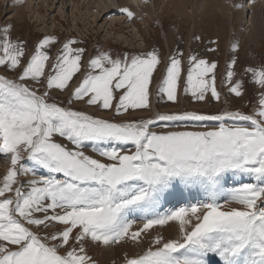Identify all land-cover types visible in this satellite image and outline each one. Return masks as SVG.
Returning <instances> with one entry per match:
<instances>
[{
	"label": "snow or ice",
	"instance_id": "1",
	"mask_svg": "<svg viewBox=\"0 0 264 264\" xmlns=\"http://www.w3.org/2000/svg\"><path fill=\"white\" fill-rule=\"evenodd\" d=\"M58 43L45 36L29 50L12 25L0 26V264H98L90 250L99 248L123 253L113 264H264V62L238 72L234 43L220 79L241 99L246 84L258 88L250 113L128 119L152 113L162 64L160 100L179 104L183 84L195 102H220L219 62L190 53L185 76L180 49L167 63L156 49L100 50L85 61L81 42L66 39L53 55ZM55 94H67V105ZM230 185L238 186L219 203ZM201 192L206 202L158 211ZM132 213L145 217L135 231Z\"/></svg>",
	"mask_w": 264,
	"mask_h": 264
},
{
	"label": "rangeland",
	"instance_id": "2",
	"mask_svg": "<svg viewBox=\"0 0 264 264\" xmlns=\"http://www.w3.org/2000/svg\"><path fill=\"white\" fill-rule=\"evenodd\" d=\"M104 1L105 0H103L99 4L102 6L110 5L115 0H106L105 2ZM140 1L141 0H135V2L138 4ZM187 1V12L190 15V19L191 16L192 18L194 16H198L197 14L200 13L202 7H200L201 9L199 8V10H197L195 9V0ZM226 1V5L230 6L229 10H226V13L230 14L235 26L227 31V36L225 35L224 40L222 42H219L217 39L219 47L218 51L215 53H209L207 51V48L217 47V44H210V41L216 40V36L212 33H217L218 31H220L219 26L216 27V31L212 29L211 32H209L210 29L208 27H204L202 29L203 31L201 30L199 34L200 36H202L201 38L199 37L200 42H197L196 40H194L193 36H189V32H191L193 29L192 19H189L188 21H184L182 19L177 20L176 18H173V16L171 17L170 15H163L157 18L156 14L158 12H155L151 16H149V19L151 21L149 22V26L143 25L141 23V19L136 20L135 27H139V32L136 34L137 37H132L129 34H124L121 36L123 40H118L116 38H113L117 33L113 35V32H110V36H107L106 32L109 33V31H107V26L105 27V23L107 21L106 18H103L99 21V18L93 16L95 15V10L91 11V9H93L91 6L88 7L89 10L86 11V7L84 8L82 5H79L77 0H0V26L8 24L12 25V36L14 38H18L19 40L27 41V47L29 50H32L34 48V45L38 43L41 38L45 36H56L60 43H58L56 47L51 50V53L53 55H55L57 51L62 47V44L66 41V39H75L81 42L79 46L84 47L86 49V55L84 57L85 61L89 58V56L95 55L100 50L109 51L110 53H113L115 55L118 53L122 54L125 52L130 54H138L141 52L156 49L161 53L162 59L165 61V63H167V58L169 54L174 53L177 49H180L184 53L185 57L183 61L185 68V76L188 56H186V53L187 50L189 51L188 47H190V51L188 52V54H199L208 59L217 60L219 62V68L217 70V86L218 90L221 91V101H211L207 104L202 102H195L191 99L190 96L184 95L183 84H181V87L179 89V104L167 102L166 99L160 100L156 94L157 87L154 90V83H159L161 75L164 72V65L162 64L159 66L160 71L156 76V80L151 85L152 93L154 91L155 102L158 111L162 113H170L180 110H189L215 114L223 110L234 111L238 109L245 113H250L252 111V108L256 105V96L259 91L258 88H256L250 83L246 84V95L243 99H241L235 96H230L227 93L226 88H224V86L220 83V79L222 78L226 70V62L230 55V46L234 43L238 44L239 46L238 59L240 67L237 69L238 72L242 67H246L249 65L255 66L260 64L261 62H264V34L261 35V28L263 30L264 27V0ZM257 1L262 2V7L260 6L261 10L259 15L258 9L260 7L256 8L255 5ZM143 2L144 5H146V1ZM16 3H19L20 9L22 8L21 6H23L22 9L24 10V13L21 20H16L17 17H15V14L19 8L17 9V11H15L13 10V8L15 7H13L12 5ZM27 3H30V9H27ZM236 5H242V7H235ZM38 9H41L42 13L39 16H35L34 12ZM73 10L74 13L72 12ZM228 11L231 12L229 13ZM192 12L195 13L193 14ZM75 13L76 22H80L82 24L77 27H74L73 22L71 21L73 17H75ZM124 16L126 18V15ZM144 19H148L146 12L144 13ZM220 19L221 18H219V23ZM183 23L187 25H184ZM128 24H130V22ZM163 31L165 34L170 36L172 41H175H173L174 43L172 42L173 48L169 54L168 48L165 43ZM204 33L205 37L203 36ZM188 37L192 38L193 41H196L197 44L195 46V49L194 47H192V44L190 43L191 39H188ZM197 46L198 48L196 49ZM55 98L59 101H62L64 105H67V94H55ZM225 100H227L228 103H225ZM73 107L79 110L87 111L93 115L101 116L106 119H111L113 116V113L106 112L104 110L97 111L95 108H89L81 103L74 102ZM140 115L148 116L151 114L137 112L129 116L128 119H136ZM5 171L6 161L3 159V157H0V173H4ZM237 186L238 185L227 186L222 198L218 200V202L223 204L229 198L231 188ZM201 201H207L206 196L202 192L198 195L194 194L192 198H188L186 195L185 198L182 199L179 203L173 201V203L171 204H164L163 207L160 208L158 211L163 213L165 211L164 207H166V205L167 207L169 206V210L167 211H171L175 210L176 208L185 206L187 207L190 204H196ZM134 218H136L135 223H140L132 224L135 227L134 230H136L138 227L142 226L141 222L143 223L145 217L140 216L139 218V216L136 215L134 216ZM157 229H159V227ZM157 229L155 230V232L157 231Z\"/></svg>",
	"mask_w": 264,
	"mask_h": 264
},
{
	"label": "bare ground",
	"instance_id": "3",
	"mask_svg": "<svg viewBox=\"0 0 264 264\" xmlns=\"http://www.w3.org/2000/svg\"><path fill=\"white\" fill-rule=\"evenodd\" d=\"M102 1L103 0H77L79 5H82L84 8L86 7L85 8L86 11L89 10L88 7L91 6L93 8V9H91V11L95 10V12H94L95 15H93V16H96L97 18H99V21L102 20L103 18H106L107 21L105 23V27L107 26V31H109V33L106 32L107 36H110V32H113V35H115L117 33L119 35L116 34L113 38H116L118 40H123V38L121 36L124 35V34L125 35L129 34L132 37H137L136 34L139 32V30H138L139 27L138 26L135 27L136 20L141 19L142 20L141 23L143 25H148L149 26V22H151L150 19H149V16H151L155 12H158L156 14L157 18H159V17H161L163 15L164 16L165 15H170L171 17L173 16V18H176L177 20L178 19H180V20L182 19L184 21L185 20L188 21L190 19V15L187 12V4H188L187 0H141L139 2V4L136 3L135 0L134 1H132V0H115L110 5H103V6L99 4ZM143 1H146V5H144ZM195 1H196V4H195L196 8L195 7L194 8L199 10V8L202 7V10H200V13L197 14L198 16H196V17L194 16L193 18L191 16L192 23H193V26H192L193 29L191 28L192 31L189 32V36H193L194 40H196L197 42H200L199 39H197V37H200V38L202 37L199 34H200V31L204 27L205 28L208 27L210 29L209 32H211L212 29L216 31V27L219 26L220 27V31H218L217 33L214 31L215 33H212V34L216 36V40L215 41H217V39H218L219 42L220 41L222 42L224 40V37H225L227 31L229 29H232L235 26L234 22L232 21V18L230 16V14L226 13L227 12L226 10H229V8H230L229 5H226L227 1L226 0H195ZM134 2H135V4H134ZM255 5H256V8L260 7V6L262 7V2L261 1H257ZM12 6L15 7V8H13V10H15V11H17V9L19 8L18 11L15 14V17H17L16 20H21L22 17H23V13H24V10L22 9L23 6H21L22 7L21 9H20L19 3L13 4ZM30 6H31L30 3H27V9H30ZM124 7H127L130 11H132L134 13V16H133V18L131 20H129L127 18V16L125 18L124 14H122L120 12V8H124ZM261 7L258 9V15L260 13ZM72 12L74 13V10ZM145 12L147 13L148 19H144V13ZM41 13H42L41 9H38L37 11L34 12L35 16H39ZM163 18H165V17H163ZM219 18H221L220 19V23H219ZM71 21L73 22L74 27L82 25L80 22H76V13H75V17H73V19ZM174 21H172V22H174ZM187 21H186V23H187ZM129 22H130V24H128ZM203 24H204V26H203ZM61 25H63V24H61ZM184 25H187V24H184ZM163 34H164L165 43H166V46L168 48V54H169L170 51H172L173 43L175 41L173 40L174 41L173 42L171 40L170 36L165 34L164 31H163ZM217 34H218V37H217ZM263 34H264V27H263V30L261 28V35H263ZM206 35H208V34H206ZM203 36L205 37V33L203 34ZM189 38L190 37H188V39ZM190 39H191L190 43L192 44V47H194V49H195V46H196L197 43H196V41H193L192 38H190ZM139 41H140V39H139ZM197 48H198V46L196 47V49ZM188 49L190 51V47H188ZM189 51L187 50L186 56L188 55ZM154 84H155L154 85V90H155V88L157 87V84L156 83H154ZM151 98H152V103H153V111L150 114L154 115L158 111V109L156 107L154 91L152 93V97ZM184 204H186V203H184ZM164 208H165L164 209L165 211L169 210V206L167 207V205ZM136 215H138L139 218H140V216L144 217V215L142 213H132V214H130L128 219L132 222V224H140V223H135L136 222L135 221L136 218H134V216H136ZM141 224H143V223L141 222ZM134 229H135V227L132 225V231H135ZM156 232H162L165 236H169V235H174L175 234L174 228H168V227H165L163 229L159 228V229H157ZM90 251H91L92 255L94 256V258L97 260L98 264H113L114 261L118 260L117 253H119L120 256L123 255V253L120 252L119 249L113 250V249L99 248V249H91Z\"/></svg>",
	"mask_w": 264,
	"mask_h": 264
}]
</instances>
